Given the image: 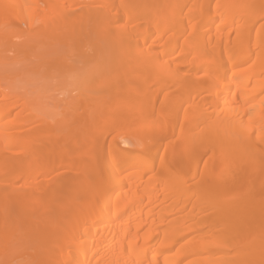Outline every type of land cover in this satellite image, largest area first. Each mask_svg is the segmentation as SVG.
<instances>
[{
    "label": "bare ground",
    "instance_id": "6f19581e",
    "mask_svg": "<svg viewBox=\"0 0 264 264\" xmlns=\"http://www.w3.org/2000/svg\"><path fill=\"white\" fill-rule=\"evenodd\" d=\"M101 41L112 74L140 79L137 98L72 99L107 83ZM68 62L71 82L55 75ZM13 64L24 79L0 76V264H264V0H0V70ZM50 86L69 90L83 131L43 104Z\"/></svg>",
    "mask_w": 264,
    "mask_h": 264
},
{
    "label": "rangeland",
    "instance_id": "374dc122",
    "mask_svg": "<svg viewBox=\"0 0 264 264\" xmlns=\"http://www.w3.org/2000/svg\"><path fill=\"white\" fill-rule=\"evenodd\" d=\"M150 7L152 6V5H149ZM122 24V23H121ZM74 31H75V29H74ZM70 32H72L73 33V30L72 31H70ZM16 45V44H15ZM17 46V45H16ZM2 49V48H1ZM55 49V48H54ZM53 48L51 49V50H49V49H46L48 52H47V54H49L50 56H53V55H56V54H58V53H60V51H58V49L56 50H54ZM99 53H98V55H97V57H98V60L99 61H101L100 62V66L99 67H97V70L95 71V72H98V74L97 75H100V73H101V75L103 76L104 74H105V80H106V82L108 83H106V84H104V85H99L98 87H97V89L95 88V90L93 89V90H85V89H89V88H85V89H83L81 92H78V91H74L73 93H72V99L73 100H75V99H77V98H80L81 97V99H83V100H85V98L87 97H90L91 96V94H93L94 93V95L92 96V97H94L95 98V96L97 97L96 98V100L98 101V99L99 98H101V96L104 98V101L102 100V99H100V101H103L104 103H106V104H104V106L106 105V106H108V105H110L112 102H113V100L115 99V95H117V94H121V92L122 91H126V96H128V95H131V96H129L130 98L132 97L133 99L134 98H137L138 97V93H137V90H138V88H139V81H140V79L139 78H136V79H134V77L132 78V76H131V78L132 79H134V80H129V82H128V79H130V77L127 79V76H129L130 74H129V70H131V69H129L128 67L126 68V70H125V68L124 69H122V71H121V73L122 72H127V73H120L121 75H117V74H112L109 70L112 68L111 66H110V64L107 62V58H112V57H114V55H115V51H114V49L113 50H109L108 49V45L104 42V41H101L100 42V45H99ZM44 64V63H43ZM42 64V65H43ZM78 64V63H77ZM41 64L39 65V66H42ZM21 66H22V64H13V65H10V66H3V68L5 69V70H0V76H2V77H9V78H11V79H15V80H20V79H24V75H23V72H22V70L20 69L21 68ZM44 66V65H43ZM78 66V67H77ZM52 66H50V67H48L47 66V68L49 69V70H52L53 68H51ZM39 68H42V67H39ZM44 68V67H43ZM46 68V67H45ZM80 67H79V64L78 65H76V63H75V65H74V63L73 62H68L67 64H65V65H58V66H56V68H55V70H56V73H55V75H58L59 76V74L61 73V71L63 70V74H66V77L69 79V82H71L73 79H74V76H76V74L77 73H79L80 71H78V69H79ZM103 68L105 69V71L103 70ZM62 69V70H61ZM77 69V70H76ZM108 71H107V70ZM73 70H75V73H73L74 71ZM64 71H65V73H64ZM72 71V72H71ZM59 72V73H58ZM58 73V74H57ZM72 73V74H71ZM103 73V74H102ZM71 74V76H69ZM124 74V75H123ZM127 74V75H126ZM141 74H142V76H144L145 74L148 76V77H151L152 76V73L150 72V71H146V72H144V71H142L141 72ZM90 74L88 73L87 74V76H89ZM126 75V76H125ZM65 75H63V77H64ZM133 76H134V74H133ZM2 77H0L1 79H2ZM65 77V78H66ZM101 77V76H100ZM124 77H126V79H124V81L126 80V82H128V83H126V84H124L125 82H123L122 81V78H124ZM64 78V79H65ZM66 78V79H67ZM73 78V79H72ZM68 79H67V81H68ZM136 80V81H135ZM133 81V82H132ZM121 82V83H120ZM123 82V83H122ZM133 85H132V84ZM130 84V85H129ZM26 85H28V83H25L24 84V86H26ZM119 85V86H118ZM109 86V87H108ZM125 86H127V87H125ZM129 86V87H128ZM50 87H51V89L53 90H51L50 89ZM49 88H48V90H47V92L46 93H44V92H41V93H38V95H40V96H43V95H45V98L47 99V101H46V103H43L45 106H47L50 110H52V111H55V112H57L58 113V118L60 119V123L62 124V125H64V126H71L72 128H73V130H78V131H83V129H84V127L85 126H87V123H85V121H83L82 119L80 120L79 119V115H80V113H81V110H79V112L78 113H76V112H74L73 111V109H69V110H66V103H64L65 102V100L67 99H69V97H68V92H69V90L67 89V88H65V89H55V87L54 86H50ZM124 87V88H123ZM137 87V88H136ZM119 88V89H118ZM129 88V89H128ZM137 90H136V89ZM110 89V91H108ZM128 89V90H127ZM112 90V91H111ZM89 91L91 92L90 93V95H89ZM107 91V92H106ZM131 91V92H130ZM75 92H76V94H75ZM78 92V93H77ZM119 92V93H118ZM109 93V94H108ZM130 93V94H129ZM132 93V94H131ZM172 93H173V95L174 94H177V93H174V91H172ZM78 94V95H77ZM112 95V99L111 98H109V96L108 95ZM150 94L151 93H149V95L148 94H146L145 96H144V99H145V101L147 102V101H151V100H154V99H151L152 97L153 98H155V96H156V100H154V102H156V105L157 106H160L161 105V103L163 102V93H160L159 95L158 94H151L152 96H150ZM36 95V93L35 92H33V97L32 98H34V96ZM73 95H74V97H73ZM110 95V96H111ZM148 95V96H147ZM182 95H184V94H182ZM137 96V97H136ZM178 96V95H177ZM106 97V98H105ZM149 97V98H148ZM87 98H86V100H87ZM108 99V100H107ZM151 99V100H150ZM83 100H81V101H83ZM106 100H107V102H106ZM87 102V101H86ZM114 107H116V105L114 106ZM112 112H115V111H112ZM118 112V111H117ZM119 113V112H118ZM178 114L176 113V112H171V114L169 115V117H170V120L171 121H174V120H176L177 118H178ZM80 118H81V116H80ZM84 123H83V122ZM67 124V125H66ZM102 126H104V125H102ZM103 128V127H102ZM104 129H105V127H104ZM65 130H67V131H69L70 129L68 128L67 129V127H66V129ZM72 130V129H71ZM126 141H123V140H121V139H116V143H117V145H118V147H122V148H125L127 151H125V152H128V153H130V154H135V153H137V150L135 149V148H133L132 147V144H130V143H125ZM163 142H164V147L166 148V147H168V146H170V147H177L178 146V144H179V137H178V135L176 134L175 136H173V137H171V138H166V137H163ZM86 146V142H84V144L82 143L78 148H79V151H80V153H81V151H83L82 149H84V148H86L85 147ZM78 148H76V149H74V151L76 150V152H78ZM141 148V147H140ZM86 150V149H85ZM84 150V151H85ZM83 151V152H84ZM161 151H159L158 153H160ZM70 154H72L71 152H70ZM73 155V154H72ZM74 156V155H73ZM152 156H154L155 158H157L156 156L157 155H152ZM101 159H102V157L100 156L99 158H98V161H97V163H101ZM67 160H69L70 162H73V161H75L76 160V158H74V157H72V158H69V159H67ZM179 169L180 170H183V165H179ZM101 180V178H99V179H97V182H99ZM96 182V181H95ZM96 182V183H97ZM230 198V199H229ZM241 198H243V199H245V197L244 196H242ZM223 199H225L224 201H225V203L226 204H229V205H231L232 206V204L233 205H235V204H238L239 202H235V198H233V197H225V198H223ZM82 200H83V198H80V202H82ZM240 201H242V199H239ZM231 202V203H230ZM225 204V205H226ZM37 228H40V224L39 223H37ZM191 231H190V234H189V232H188V237L186 236L187 234H185V239L184 240H188L189 238H192V236L194 237V236H196V230H194V229H190ZM188 231V230H187ZM187 233V232H186ZM192 234H194V235H192ZM192 235V236H191ZM191 236V237H190ZM187 238V239H186ZM252 240V241H251ZM250 240V242L249 241H247V244H249V245H247V246H250L251 244H255V242H256V240L258 241V238L256 239V238H253V239H251ZM253 241H254V243H253ZM239 260V259H238ZM235 261H236V259H235ZM241 261V260H240ZM238 262V261H237ZM228 264H234V258L233 259H230L229 261H228Z\"/></svg>",
    "mask_w": 264,
    "mask_h": 264
}]
</instances>
